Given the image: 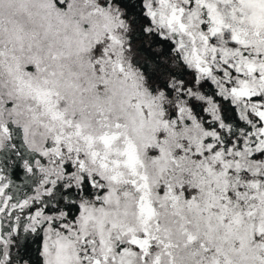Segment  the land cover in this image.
Listing matches in <instances>:
<instances>
[{
    "label": "snow or ice",
    "instance_id": "1",
    "mask_svg": "<svg viewBox=\"0 0 264 264\" xmlns=\"http://www.w3.org/2000/svg\"><path fill=\"white\" fill-rule=\"evenodd\" d=\"M0 264H264V0H0Z\"/></svg>",
    "mask_w": 264,
    "mask_h": 264
}]
</instances>
